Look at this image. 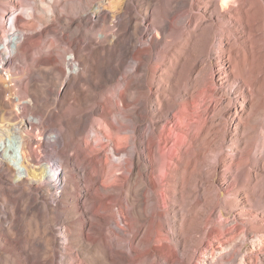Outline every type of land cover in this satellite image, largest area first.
Wrapping results in <instances>:
<instances>
[{"label":"bare ground","instance_id":"6f19581e","mask_svg":"<svg viewBox=\"0 0 264 264\" xmlns=\"http://www.w3.org/2000/svg\"><path fill=\"white\" fill-rule=\"evenodd\" d=\"M19 2L12 0L7 11L15 13ZM32 8L27 9L29 33L16 29L21 19L16 12L10 32L0 36V53L5 52L0 71L13 56L30 58L43 36L53 33L56 44L66 39L76 51L66 61L69 91L84 85L92 91L104 77L113 84L99 105L100 122L90 116L92 105L68 116L41 113L40 120H33L2 111L5 102L0 103V140L18 134L16 152L21 157H16L15 174L0 144V205L5 207L0 209V264H55L48 227L31 231L30 225L52 212L54 204L68 200L73 201L76 228L74 232L65 225L62 230L64 264H162L159 249L151 247L150 258L144 255L146 243L151 238L157 243L173 241L180 254L202 202L220 197L214 181L201 185L203 172L211 178L217 163L221 176L228 174L233 186L244 170V189L233 194L241 193L244 201L229 199L241 211L249 205L264 213V0H168L156 24L150 22L149 33L139 8L117 12L112 26L107 24L110 9L102 17H66L58 26L55 11L47 10L50 16L42 15L44 19ZM179 10L181 14L174 15ZM88 23L98 27L91 41L82 31ZM214 36L217 59L226 57V78L245 89V102L228 103L227 112V105L216 98V78L206 58ZM76 53L98 65L73 66ZM43 59L40 54L37 60ZM3 91L0 86V95ZM72 104L80 107L76 98ZM226 116L237 134L226 135ZM87 126L97 131L85 132ZM226 141L235 145L228 157L223 152ZM6 173L11 180H4ZM115 203L123 220L121 232L112 226ZM172 204L181 210L179 221L169 215ZM217 225L223 227V221ZM225 235L210 233L208 238L218 241ZM184 253L181 259L187 263L190 256L184 258Z\"/></svg>","mask_w":264,"mask_h":264},{"label":"rangeland","instance_id":"374dc122","mask_svg":"<svg viewBox=\"0 0 264 264\" xmlns=\"http://www.w3.org/2000/svg\"><path fill=\"white\" fill-rule=\"evenodd\" d=\"M11 1L12 0H0V36L10 32V24L16 12H19L17 16L21 18L20 20H16V29L20 31L25 30L29 33L30 31L25 28L27 26V21L30 20L29 16H27V11L32 7L34 8L32 9L35 15L38 14L44 19L45 17L42 15H46L47 17L48 15L50 16L47 10L50 9L55 11L54 16L56 19L54 22L58 26L62 24V20L66 17L73 20L79 18L91 19L97 16V14H101L102 17V13L105 9L108 11L110 9V17H108L107 24L112 26L116 21L115 16L117 12L129 11L133 13L135 12V8H139L145 20V26L149 28L145 32L149 33L152 31V27L149 26L150 22L152 25L156 24L159 16L163 14L168 2V0H43V7L39 0H35V2H33V0H20L21 2L16 5V12L9 13L7 7L11 5ZM116 7L120 8L117 9ZM40 12H42V14ZM181 12L182 10H179L174 15L181 14ZM174 15L172 17H174ZM90 22L94 23L93 21ZM91 23L83 25L82 30L84 34L91 35L88 41L93 40L94 38L92 36L98 32L97 25H92ZM38 24L41 25V22L38 21ZM55 42L53 33H50L43 36L39 49H34L31 52L30 58L19 60L15 56L11 57L12 61L9 63L10 65L4 67L3 70L0 71V86L4 90L0 95V103L5 102L1 110L7 113L16 112L19 115V119L25 116L31 117L33 120H40L39 117L41 113L56 111L62 115L68 116L71 111L79 113L80 110H85L87 106L92 105V107H95V111L90 113V116L92 120L100 122L101 113L99 105L104 97L110 95L109 92L113 81L108 77H104L102 82L92 85V91L87 89L85 85L77 86L69 91L66 86V78L70 70L66 67V61L68 58L72 57V53L76 51L65 43L66 39L59 41L57 44ZM216 42L217 36H214L209 45V50L206 52V58L212 62V74L216 78H214L216 81L214 89L217 93L216 98L221 101V105H227L224 108V112H227L229 110L228 103L232 104L237 102L243 104V102H245V89L241 87L237 81L226 78V73L223 71V68H226V66H223L226 57L221 55L220 59H217ZM40 54L44 55L45 59L38 61L37 59L40 57ZM4 56L5 52L0 53V59H3ZM217 61L219 62L218 64H216ZM77 62H83L87 67L98 65L95 60L92 61V63L89 61L87 62L85 56H78V54L74 59L73 66ZM17 66L19 68H17ZM23 71H26L27 74L22 75ZM93 72V76H96V69H93ZM87 73L91 74L88 71ZM91 83L92 81L89 79V84ZM74 98L79 100L81 108L73 107L72 102ZM6 102H9V104ZM225 118L229 120L225 123L226 135L237 134L234 132L235 123H230L231 118H228V116ZM45 123L46 121H44V124ZM41 125L42 123L39 122L36 124L38 129H40ZM260 130L261 128H258L256 132L259 133ZM35 131L37 132V130ZM91 131H97V129L87 126L85 132ZM16 140H19L18 134L3 136L0 140V144L6 148L5 157L15 170V174H18V168H16L18 166L15 164L16 157L18 159L21 157L19 156L20 151L18 150L16 152V145L17 148L19 145ZM109 146L110 145H108V148H110ZM233 147H235V145H232V141L225 142L223 152L226 157L234 152ZM46 148L50 154L54 155L52 146H47ZM39 150H43V148L38 149V151ZM39 153L42 155L41 151H39ZM118 157L119 156L115 155L114 158L116 159ZM216 166V172H214V176L211 178H207V173L203 172L201 185L206 186L214 181L215 185L221 189L220 197L217 200H208L207 203L202 202V209L196 218L197 224L193 230L186 235V237H189L186 246L184 248L181 247L179 250L180 254H177L171 243L173 241L163 240L157 243L153 242L151 238L146 243L147 246H145L144 255L147 258L153 256L152 247L159 249L160 256L158 258L162 264H264V222H261V219H264V213H261V207L251 209L250 206L247 205L248 209L245 212L239 209L240 205L234 204L229 199L232 197L237 198L240 202L244 201V196L239 192L237 196H233V194L237 192L236 190L241 191L244 189L241 180L244 170L241 172V179L233 186L230 183L228 174L226 177L221 176V164L217 163ZM206 168L207 167L204 166V171ZM8 174L9 173H6L4 175L5 181L11 180V175ZM147 202L148 198L146 197L144 198V204ZM259 204L262 203L260 202ZM72 205L73 201L69 200L64 204H54L51 207L52 212L40 216L37 218V223L31 222L30 225L31 231H35L37 228L42 230L48 227L49 233L54 238L53 247L56 252L54 257L55 264H64L63 261L66 257L63 246L64 236L62 235L64 226H72L75 232L76 222L73 212L75 210L71 207ZM117 207L118 205L116 203L112 207L115 212H117L116 222H112V226L116 231L121 232L123 220ZM0 209H5V207L0 205ZM180 211L179 207L172 204V206L170 205L169 215L170 217H174L176 221H179L181 218L177 213ZM245 213H252L254 215L246 216ZM220 214H222V216ZM209 218H211L210 222L208 221ZM220 221H223V227H218L217 223ZM165 232L164 235H167ZM223 232H225L226 235L224 238L221 237V239H218V241H212L208 238L210 233L220 236ZM243 237L247 239V243H243ZM82 250L86 256L87 251L84 249ZM183 253L185 254L184 256L182 255L184 258L190 256V260L187 263L181 259V254ZM199 253L200 256L198 257ZM168 255L171 257L177 255L178 259H172L168 257ZM122 256H125V254H122Z\"/></svg>","mask_w":264,"mask_h":264}]
</instances>
